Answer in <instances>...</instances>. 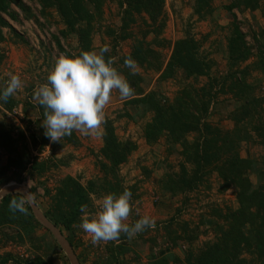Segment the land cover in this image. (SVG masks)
Returning <instances> with one entry per match:
<instances>
[{"label": "rangeland", "instance_id": "374dc122", "mask_svg": "<svg viewBox=\"0 0 264 264\" xmlns=\"http://www.w3.org/2000/svg\"><path fill=\"white\" fill-rule=\"evenodd\" d=\"M22 1L32 7L37 18L27 21L20 17L22 24L10 22L25 42L14 38L9 30H5L8 41L0 49V53H5L6 56L0 65V86L5 85L10 78L9 74L19 76L23 86L14 94L17 104L13 109H17L16 113L9 116L7 112H12L13 109L0 111V127L10 129L14 139H20L22 133L26 135L22 144L19 143L18 151L25 156L27 169L20 175L14 169L9 171L4 181L0 182V188L12 184L25 185L33 193L31 202L34 201L44 215L51 209V197L67 177L78 180L85 188L92 182L98 185L95 194L91 195V207L87 209L91 214L98 211L99 201L106 194L119 195L125 190L131 191L132 210L125 223L132 225L138 219L148 216L154 219L155 227L146 229L132 239L121 234L118 241L101 242L96 245H93L90 236L78 227L79 224L71 232L65 231L64 234L61 232L67 240H71V242L68 240L70 245H74L75 248L73 246L72 248L80 264L109 262L152 264L164 257L169 264H185V255L189 249L195 251L205 242L213 241L217 237L218 228L211 223L212 221L224 226V220L218 218L215 211L219 210L224 215L229 209L238 208L236 191L222 192L220 189L222 180L216 172H212L206 175L204 184L198 191L186 195H172L166 192L161 181L166 173L179 175L183 164L188 171L192 170L193 166L185 164L181 145L173 144L165 136L160 137L156 143L147 142L145 127L152 122L154 114L148 105L130 103L148 95L159 97L165 103L166 100L173 101L178 93L186 88L193 87L196 91L209 88L208 78H189L181 70H177L174 77H165V69L171 60L175 43L191 37L199 43V56L211 63L213 79L218 80L213 92L216 98L210 107L207 121L223 130H231L233 123L230 121V114L235 110L236 102L228 92L230 82L226 83V94L220 92L223 80L230 72L227 66L228 38L232 34V24L236 23L246 35V41L252 47L254 55L258 53L254 37L264 30V0H260L256 11L245 8L231 11L230 7L234 0H207L210 10L203 9L199 15L196 14V11L201 9L198 0H165L166 24L163 33L159 37L151 34L145 39L146 44H151V49L161 55L159 60L162 65L161 71L136 63L135 74H131L130 70L124 67V61L133 54L136 40L143 41V31L147 29L144 20H147V17H137L136 23L123 31L121 0H107L103 6V19L95 27L92 52L99 53L102 47L109 46V51L104 56L105 60L107 61V57L110 58L112 66L127 80L134 94L122 100L118 91L111 92L110 102L104 109L102 135H84L79 131H73L77 144L62 138L55 143L49 140L45 146H42L40 141L45 136L44 121L40 120L37 109L39 102L33 99V94L41 85L47 83V76L58 57L78 56V42L75 36L65 38L61 36L60 33L65 26L57 11L48 10L44 18L38 15L41 8L36 0ZM110 31L121 36L131 34L132 38L116 42L109 35ZM54 37L59 38L61 48ZM256 61L257 58L253 57L243 67L253 65ZM247 81L254 87L255 95L264 99V75L259 70L251 68ZM140 91L141 95L138 93ZM108 120L113 122L120 141H131L137 146L128 162L119 168L117 179L106 175L102 170L104 159L101 150L105 123ZM29 130L37 136V145L30 139ZM252 135L253 140L241 145L240 155L242 158L256 159L262 164L264 146L256 144L257 137ZM195 137V134H191L187 138L189 142H193ZM8 158L9 154L0 149L2 166H5ZM35 162L49 164L50 168L44 174L31 175L30 169ZM251 179L253 183H258L255 175H252ZM104 181L114 188L112 192H109L107 187L103 188ZM173 219L177 224L173 229H179V224L189 223L190 230L197 231L196 239L188 242L184 239L186 236L177 232L175 237L180 239L178 245L174 246L166 233V226ZM15 232L14 228L0 229V257L10 256L20 262H32L41 258L48 264H67L65 251L67 253L68 251L63 250L51 232L43 226L35 230L34 235L30 237L31 241L7 242L3 239L4 235L11 236ZM117 246L127 248L119 263L111 258V250Z\"/></svg>", "mask_w": 264, "mask_h": 264}, {"label": "trees", "instance_id": "16d2710c", "mask_svg": "<svg viewBox=\"0 0 264 264\" xmlns=\"http://www.w3.org/2000/svg\"><path fill=\"white\" fill-rule=\"evenodd\" d=\"M41 10L38 15L46 18L48 10L54 9L59 14L65 29L61 31L62 37L75 36L78 42V56L81 52H92L93 34L95 27L103 19V6L107 0H36ZM201 9L210 10L207 0H198ZM260 0H234L230 10L245 8L256 11ZM165 0H121L122 30L126 31L136 23L137 17H147L144 20L147 29L143 31V41L136 40L131 58L140 66L161 71L159 63L161 55L153 51L151 44H146L145 39L151 34L159 37L166 24L164 13ZM17 9V10H16ZM20 17L29 21L37 18L32 7L22 0H0V49L8 41L5 30H9L14 38L25 42V39L17 32L10 22L22 24ZM126 33V32H125ZM109 35L117 40L132 38L131 34L124 36L110 31ZM60 47V40L54 37ZM258 47V53L254 55L252 47L246 41V35L240 30L238 24H232V34L228 38L227 66L230 72L224 78L221 91L226 94V83L230 82L228 92L232 94L236 102L235 110L230 114L233 123L231 130H223L213 126L207 121L210 107L214 97V89L218 80L213 79L211 63L199 56V43L191 37L178 40L173 48L171 60L165 69V77H174L177 70H181L189 78L206 77L210 81L209 88L194 90L193 87L184 89L173 101L165 103L159 97L148 95L131 101V105H148L153 112V119L145 127L146 140L156 143L160 137L165 136L173 144H180L182 157L185 164L192 165L188 171L185 165L178 174L166 173L161 180L163 189L172 194L186 195L198 191L204 184L206 175L216 172L222 180L220 187L222 192L236 191L238 208L229 209L227 213L219 210L215 215L224 220V226L211 222L216 226L217 237L213 241L205 242L200 248L189 249L185 255V264H264V161L261 164L256 159L242 158L241 145L257 137L255 143L264 146V99L258 98L254 93V87L248 84L249 70L255 68L264 75V30L254 37ZM61 48V47H60ZM253 57L257 61L253 65L247 64ZM6 58L5 53H0V65ZM110 58L107 57V60ZM243 67V68H242ZM5 85H1L0 88ZM141 95V91L138 92ZM17 104L14 95L7 103L0 101V111L12 110ZM40 120H45V109L38 104ZM28 134L34 145H37V136ZM195 134L193 142H189L188 136ZM25 134L20 139H14L8 128L0 127V149L9 154L5 166L0 160V182L12 169L22 174L27 169L25 156L19 153V143L25 140ZM64 140L77 144L74 132ZM41 145L49 143V139L41 138ZM25 149V147H23ZM137 150L135 143L120 141L112 121H106L103 136V148L101 156L102 170L106 175L118 177L119 168L128 162V158ZM50 166L46 163H34L30 172L44 174ZM16 173V172H15ZM255 175L258 183H253L251 177ZM103 188H114L104 181ZM101 186V188H102ZM109 186V187H108ZM99 188L95 182L85 188L78 180L67 177L56 189L51 197V209L45 212V216L64 234L71 232L81 222L80 208L86 205L91 207V195ZM49 193V192H48ZM17 194L6 195L0 202V229L14 228L13 235H4L7 242H25L30 240L37 228L42 227L35 219L32 209L27 203V214L13 213L9 210L11 199H18ZM175 219L166 226V233L170 242L177 246L179 237L177 232L184 236L188 242L196 239V230H190L189 223L179 224V229H173ZM70 242L71 240L68 239ZM31 241V240H30ZM74 247V245L72 244ZM75 248V247H74ZM127 251L126 247L117 246L111 250L113 261L119 263V259ZM175 260V259H174ZM177 260V259H176ZM48 264L45 260L37 258L32 262L19 261L10 256L0 257V264ZM67 264L69 260L66 259ZM114 263V262H113ZM108 264H112L109 262ZM152 264H169L167 259L157 260Z\"/></svg>", "mask_w": 264, "mask_h": 264}, {"label": "clouds", "instance_id": "9594fccd", "mask_svg": "<svg viewBox=\"0 0 264 264\" xmlns=\"http://www.w3.org/2000/svg\"><path fill=\"white\" fill-rule=\"evenodd\" d=\"M109 46L105 45L97 52H81L79 56L61 55L47 76V83L34 91L33 99L45 109L43 128L45 136L52 142H59L70 136L73 131L84 135H102L104 109L110 102V94L118 91L122 100L134 94L127 80L112 66L111 60H105ZM124 67L135 74L136 62L128 57ZM5 86L0 88V101L7 103L9 98L22 88L19 76L9 74ZM18 199H11L9 210L13 213L27 214L25 204L31 203L33 193L28 187L17 189ZM7 188H0V197L9 195ZM131 191L106 194L99 201V208L94 214L87 211V206L80 208L81 222L78 227L91 238L93 245L101 242L118 241L121 234L128 239L154 228V219L144 216L134 224L125 221L129 218Z\"/></svg>", "mask_w": 264, "mask_h": 264}, {"label": "water", "instance_id": "95a60500", "mask_svg": "<svg viewBox=\"0 0 264 264\" xmlns=\"http://www.w3.org/2000/svg\"><path fill=\"white\" fill-rule=\"evenodd\" d=\"M6 197V196H3L1 199H0V202L1 200ZM32 210H33V213L35 215V218L36 220L44 227L46 228L47 230H49L51 232V234L55 237V239L58 241V243L60 244V246L62 247V249L64 250L65 247H64V244L62 241H64L68 246L69 248L71 249L72 251V256L74 257V260L76 261L77 264H80L77 256L75 255L74 253V250L72 248V246L70 245V243L68 242V240L64 237V235L61 233V231L54 225L52 224V222L49 221V219L40 211V209L36 206V204L33 202L29 203ZM65 254L70 262V264H74V261L72 259V257L65 251Z\"/></svg>", "mask_w": 264, "mask_h": 264}, {"label": "bare ground", "instance_id": "6f19581e", "mask_svg": "<svg viewBox=\"0 0 264 264\" xmlns=\"http://www.w3.org/2000/svg\"><path fill=\"white\" fill-rule=\"evenodd\" d=\"M25 187L26 186L22 185V184H12V185H10V186H8L6 188L9 191V193H15L17 189H21L22 190V188H25ZM62 242L64 244L65 250H67L69 255L72 257V259L74 261V264H77L76 261L74 260V257L72 256L73 254H72V251L69 248V246L64 241H62Z\"/></svg>", "mask_w": 264, "mask_h": 264}, {"label": "built area", "instance_id": "2783aa9c", "mask_svg": "<svg viewBox=\"0 0 264 264\" xmlns=\"http://www.w3.org/2000/svg\"><path fill=\"white\" fill-rule=\"evenodd\" d=\"M16 110H17V109H13L12 112H7V113H8L9 116H12V115H14V114L16 113ZM36 156H38V155H36Z\"/></svg>", "mask_w": 264, "mask_h": 264}]
</instances>
